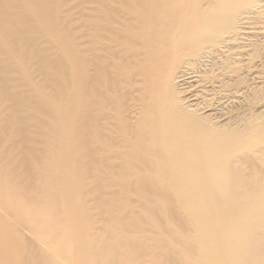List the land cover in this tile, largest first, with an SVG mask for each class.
Returning <instances> with one entry per match:
<instances>
[{
  "label": "bare ground",
  "instance_id": "6f19581e",
  "mask_svg": "<svg viewBox=\"0 0 264 264\" xmlns=\"http://www.w3.org/2000/svg\"><path fill=\"white\" fill-rule=\"evenodd\" d=\"M0 264H264V0H0Z\"/></svg>",
  "mask_w": 264,
  "mask_h": 264
}]
</instances>
